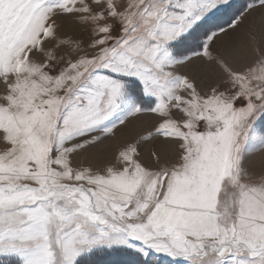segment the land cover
Segmentation results:
<instances>
[{
	"label": "snow or ice",
	"instance_id": "1",
	"mask_svg": "<svg viewBox=\"0 0 264 264\" xmlns=\"http://www.w3.org/2000/svg\"><path fill=\"white\" fill-rule=\"evenodd\" d=\"M226 6L0 0V264H264V0Z\"/></svg>",
	"mask_w": 264,
	"mask_h": 264
},
{
	"label": "rangeland",
	"instance_id": "2",
	"mask_svg": "<svg viewBox=\"0 0 264 264\" xmlns=\"http://www.w3.org/2000/svg\"><path fill=\"white\" fill-rule=\"evenodd\" d=\"M251 2H252V0H229L230 6H226L227 7V14L225 15L224 18L227 19V18H230L231 15H233V14H240V13H247V15H248L247 5L250 4ZM62 30L63 31H71V22L65 21L62 25ZM138 125H139V123L136 124L135 128ZM130 131H131L130 136L135 134L136 132H138L136 129L134 131H132V128H130ZM256 153H258V152H255L252 155H254ZM105 155L108 157H111L112 152L106 153ZM252 155L248 157V162H247L246 166L250 170H254L255 172L259 173L260 171L264 170V159L255 161V160H253V158H251ZM0 259H2V258H0Z\"/></svg>",
	"mask_w": 264,
	"mask_h": 264
},
{
	"label": "bare ground",
	"instance_id": "3",
	"mask_svg": "<svg viewBox=\"0 0 264 264\" xmlns=\"http://www.w3.org/2000/svg\"><path fill=\"white\" fill-rule=\"evenodd\" d=\"M261 23H262V18L260 16V13H259L258 10H254V11L248 13V15L246 16V19H245V26L240 29L241 38H243V36H244V31H245V27L246 26L252 25L253 27H257ZM225 42H227V38L225 39ZM144 119H146V118H144ZM144 119H142L141 121H137L136 122V124L139 123V125L136 128L135 127H130V128H132V131H134L135 129L137 131H139L140 126L144 123ZM130 132L131 131L129 129V130H127L126 134L119 135L118 138H117V144L120 143L121 141H123V139L129 138L130 137ZM251 158H253V160H255V161L262 160V159H264V152H258L256 154L252 155Z\"/></svg>",
	"mask_w": 264,
	"mask_h": 264
}]
</instances>
